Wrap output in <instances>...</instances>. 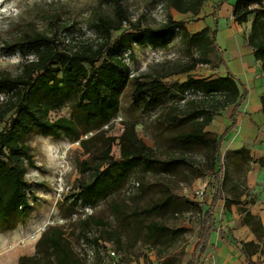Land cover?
I'll return each mask as SVG.
<instances>
[{"label": "trees", "instance_id": "obj_1", "mask_svg": "<svg viewBox=\"0 0 264 264\" xmlns=\"http://www.w3.org/2000/svg\"><path fill=\"white\" fill-rule=\"evenodd\" d=\"M157 1L166 8L193 16L205 2ZM102 4L107 5V9L100 7L89 21L92 37L82 33L65 42L59 31L50 26L46 31H18L11 42L2 45L3 53L18 51L22 59L16 74L0 73V232L14 228L23 220L34 197L32 184L24 177L26 165H34L25 141L26 135L32 132L78 141L87 154L77 164L80 176L64 196L71 209L76 206L95 208L134 178L132 185L138 189V194L145 192L147 176L175 179L190 185L205 169L213 170L218 163L214 173L216 187L205 211L172 193L165 184H162L165 186L161 188L162 195L139 210H124L126 200L133 195L121 199L113 197L107 203L112 221L102 215L86 214L69 231L60 225H48L35 242L34 253L21 255L18 264H85L84 257L74 249V240L90 243L99 255L101 249L107 250L99 240L118 243L124 234L150 246L160 259L159 264H180L170 255L169 248L174 246L171 241H178L185 229L169 228L157 217L166 214L174 217L196 206L201 221L192 260L207 249L215 228L214 211L220 200L227 210L232 204L238 205L239 222L247 225L257 239V242L241 241L240 251L246 263L254 264L251 256L256 253L264 258V226L260 217L244 206L248 201L240 205L239 196L244 191L237 192L236 196H224V182L229 173L220 150L225 134L217 138V134L206 130L214 117L228 107H232L231 124L226 133L235 127L236 114L247 99L246 87L231 74L212 77L188 74L182 81L164 80L174 74L190 72L199 63L209 64L207 55L216 45L214 31L204 27L191 33L183 21L173 20L170 15L152 28L142 24V15L132 20L123 0H103ZM251 14L246 43L264 71L263 0H235L232 15L238 24L247 22ZM124 24L129 28L124 29ZM61 27L66 29L64 24ZM115 32L119 33L114 36ZM177 33L202 52L201 56H192L190 62L173 70L131 75L125 51L131 56L133 43L144 44L145 35L167 42L170 35ZM129 82L133 85L132 105L136 114L131 121L121 122L123 130L119 136L108 135L119 110L120 96ZM259 100L264 113V92ZM62 107L68 109V116L59 114L51 118L50 113ZM137 124H141L153 146L147 145L137 134ZM116 139L120 154L117 158L111 153ZM223 159L241 172L232 180L234 189H245L246 174L253 163L264 167V156L254 158L243 146L227 149ZM93 228L100 234L89 238ZM102 258L98 256L96 263Z\"/></svg>", "mask_w": 264, "mask_h": 264}, {"label": "rangeland", "instance_id": "obj_2", "mask_svg": "<svg viewBox=\"0 0 264 264\" xmlns=\"http://www.w3.org/2000/svg\"><path fill=\"white\" fill-rule=\"evenodd\" d=\"M227 1L231 2L232 0ZM123 2L131 12L132 20L142 15V24L149 25L152 28L162 23L168 15L173 20L182 19L181 15L177 14V11L172 8H166L157 0H123ZM102 3L103 0H0V73L14 75L18 72L22 55L18 51L2 52V48H4L2 45L11 42L17 36L18 31H46L52 26L53 29L55 28L56 31H59L60 38L65 42L71 36H80L82 33L87 37H92L89 21L92 14L100 7L103 10L107 9L108 6ZM10 6L17 8L15 14L7 13V8ZM226 7L224 5V9L221 11L223 14L226 13L228 18L231 15V9H226ZM158 8H161V11ZM191 16L188 15L185 18H191ZM252 17L253 14L249 15L247 20L251 21ZM189 21L193 20L190 19ZM62 24L66 26V29H62ZM123 28L128 29L129 26L124 24ZM118 33L115 32L114 36ZM201 54L202 52L191 46L181 37L180 33H177L170 35L167 42L154 40L145 35V43H133L132 55L130 56L129 51L126 50L125 58L130 66V73L133 75L146 71L154 72L160 69L169 71L180 68L190 62L192 56L200 57ZM28 57L31 58V55ZM207 58L210 60L209 64L199 63L190 72L174 74L164 80L166 82L182 81L188 74L196 77H212L222 74L226 70L224 60L216 45L210 50ZM259 77L262 78L261 86L264 89V73H260ZM132 91L133 85L129 82L120 96L119 110L112 120L113 126L108 131V135L119 136L123 130L121 122L131 121L134 118L136 111L132 105ZM229 110L230 108H227L217 114L214 117V123H211L206 130L217 134V138H219L216 131L223 126V122L228 118ZM59 114L68 116V109L62 107L58 112L50 113V116L51 118H56ZM103 128H106V126ZM136 131L147 145L153 146V141L144 135L141 124L136 125ZM25 141L29 146L34 165L32 167L26 165L24 177L32 184L31 191L34 197L30 200L27 214L23 220L14 228L0 232V264H17L9 258L6 259V255L24 244L27 229H32L28 234L29 240L37 241L41 232L48 225H60L69 231L86 214L102 215L108 221H112L113 218L108 212L107 203L113 197L121 199L133 195V198L126 200L127 203L124 204V210L126 212H130L133 209L139 210L149 205L153 200L158 199L162 195L161 188L165 187L162 184H165L172 193L199 205V208L204 211L216 187L214 173L218 169V163H215L213 170L205 169L203 175L193 179L190 185L179 183L175 179L147 176L145 192L138 194V189H135V186L132 185V182L136 181V178H134L120 192L104 202L100 201L95 208L76 206L74 209H71V207L69 209V201L65 202L64 196L69 194L74 180L80 176L77 164L79 160L86 158L87 154L83 153V148L78 141L71 142L65 137L55 138L32 132L26 135ZM227 143L226 139L223 140L220 150L222 161L224 165H228L227 170L229 173V177L224 182V196H236L237 192L242 190L244 193L239 196L240 205H244L245 201L251 200V196H254L257 200L260 197L264 201V179L254 183L249 181L251 186L247 185L249 183L247 179L245 189L243 187L238 189L232 187V180H236L241 175V172L234 165L227 163L223 159L227 150L225 149ZM236 148H239L238 145L230 143L229 149L234 150ZM111 153L116 158L120 155L117 139L112 145ZM260 172L261 175H264V170ZM199 190L204 191L203 197H198ZM59 205H61L63 210H61ZM225 211L239 215L238 205L232 204L228 210L224 207L220 209L218 206L217 211H214V216H216L217 225L221 228L219 236L223 233L221 220H223ZM66 214L69 216L65 217ZM157 220H162L169 228L185 229L178 241H171V243L174 242V246L169 248L170 255L175 256L180 261V264H197L201 256L197 255L191 260L192 252L197 243L198 227L201 221V216L196 206L193 205L188 211L179 213L174 217L166 214L165 216L157 217ZM237 223L235 221L233 225ZM41 224L42 226L37 229ZM36 232L37 235L35 236ZM98 234L100 232L93 228L89 233V238H93ZM99 244L105 246L106 249L118 251L124 261H130L133 264L160 263V259L157 258L150 246L143 244L141 241H133L131 235L124 234L118 243L116 241L99 240ZM73 246L76 252L84 257L85 264H100V261L96 263L97 257L106 255L105 249H101L99 255H96V252L93 251L94 256L88 261L86 255L94 247L82 240L78 242L74 240ZM262 260L264 263V258Z\"/></svg>", "mask_w": 264, "mask_h": 264}, {"label": "crops", "instance_id": "obj_3", "mask_svg": "<svg viewBox=\"0 0 264 264\" xmlns=\"http://www.w3.org/2000/svg\"><path fill=\"white\" fill-rule=\"evenodd\" d=\"M234 3L235 0L231 2H226V0H205L204 5L197 15H192L191 18H185L191 14L179 12H177V14L181 15L182 19L180 20L184 22L186 28L191 33L197 32L204 27H209L214 31L215 44L222 55L226 68V70L219 75L231 74L247 89V99L236 114L235 127L226 133L227 128L231 124L230 113L232 107H228L230 108L228 118L223 122V126L216 131L218 132V136L225 134L222 139V141L225 139L228 141L225 149H229L230 143L236 144L239 148L242 146L248 148L251 156L259 158L264 156V113L261 111L259 100L260 95L264 92L261 86L262 78L259 76L260 73H264V71L261 69L260 62L254 59L252 50L246 43V36L250 28V20L246 23L238 24L233 19L232 7ZM224 5L227 6L226 9H231V15L228 18L227 14H223L221 11L224 9ZM190 19L193 21H189ZM212 123L214 122L212 121ZM261 170H264V167H261L258 163H253L246 174V182L247 179L248 182L250 181L251 183L263 180L264 175H261ZM250 182L247 184L248 186H251ZM251 198L252 199L244 206L249 209L252 214L259 216L264 226V201L260 197L258 198L259 200L255 199L254 196H251ZM211 199L207 204V208ZM218 206L222 209V200L218 201L217 207L215 208L216 211ZM215 217L216 216H214L215 228L210 236L207 249L200 257L197 264H206L203 258L209 259L210 257L214 259V264H247L245 257L240 251L241 241L257 242L255 235L247 225L239 222L240 215L225 211L223 220H221L223 233L219 236V234L215 232L217 225ZM235 221L238 223L233 225ZM31 230L32 229H27L26 241L24 244L10 251L6 255V259L9 258L12 262L18 264V258L21 255H31L34 253L36 240H29L30 237L28 234ZM22 241H24V239H22ZM262 259L263 257L259 253L251 256V260L254 264H264Z\"/></svg>", "mask_w": 264, "mask_h": 264}, {"label": "built area", "instance_id": "obj_4", "mask_svg": "<svg viewBox=\"0 0 264 264\" xmlns=\"http://www.w3.org/2000/svg\"><path fill=\"white\" fill-rule=\"evenodd\" d=\"M159 11H161V8H158ZM17 12V8L15 6H10L7 8V13L8 14H15ZM177 30H175L176 32ZM204 196V191L199 190L198 191V197H203ZM221 228L219 225L216 226L215 232L216 234H219ZM94 248L92 250H89V253L86 255L88 261L94 256ZM203 261L206 262V264H214V259L211 257L209 259L203 258ZM100 264H133L130 261H124L121 254L114 250V249H109L107 248L106 250V255L104 258L101 259Z\"/></svg>", "mask_w": 264, "mask_h": 264}, {"label": "clouds", "instance_id": "obj_5", "mask_svg": "<svg viewBox=\"0 0 264 264\" xmlns=\"http://www.w3.org/2000/svg\"><path fill=\"white\" fill-rule=\"evenodd\" d=\"M5 27H6V25H5Z\"/></svg>", "mask_w": 264, "mask_h": 264}]
</instances>
